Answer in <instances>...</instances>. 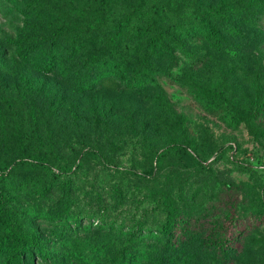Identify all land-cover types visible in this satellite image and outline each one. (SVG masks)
Wrapping results in <instances>:
<instances>
[{
	"label": "rangeland",
	"instance_id": "1",
	"mask_svg": "<svg viewBox=\"0 0 264 264\" xmlns=\"http://www.w3.org/2000/svg\"><path fill=\"white\" fill-rule=\"evenodd\" d=\"M0 169L25 264H264V0H0Z\"/></svg>",
	"mask_w": 264,
	"mask_h": 264
},
{
	"label": "trees",
	"instance_id": "2",
	"mask_svg": "<svg viewBox=\"0 0 264 264\" xmlns=\"http://www.w3.org/2000/svg\"><path fill=\"white\" fill-rule=\"evenodd\" d=\"M108 1V0H102ZM195 30L194 34L197 38L212 41L216 39L215 46L220 45V40H218V28L212 21L211 17L208 15H202L199 17L198 21L194 22ZM119 82L118 86L115 87V90H122L124 87H132L130 84L126 83L127 73L126 69L122 66H117L116 68ZM125 84V85H123ZM195 102L199 107L205 109L209 114H214V111L211 107L214 105L208 96L197 95L195 97ZM0 169V173H1ZM236 212L232 210L226 219L218 226L216 229H212L216 233V238L213 241L205 240L201 242L202 245L207 247H216L224 248L232 241L233 227L235 225ZM187 227V223L181 220L176 222L166 221L162 227L164 232H182L184 228ZM40 240L35 235H28L26 233L19 232L18 230H13V244L7 250L0 251V264H25V255L30 253L31 246L39 247ZM26 253V254H25Z\"/></svg>",
	"mask_w": 264,
	"mask_h": 264
}]
</instances>
